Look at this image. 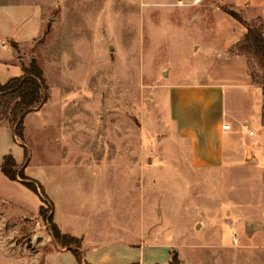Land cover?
<instances>
[{"label": "rangeland", "instance_id": "1", "mask_svg": "<svg viewBox=\"0 0 264 264\" xmlns=\"http://www.w3.org/2000/svg\"><path fill=\"white\" fill-rule=\"evenodd\" d=\"M6 2L41 7L40 28L36 13L28 20L21 14L30 33L20 36L18 50L0 43V60L14 57L11 64L21 67L35 57L49 98L26 117L18 144L11 125L0 122V160L24 157L25 147V172L59 171L62 181L49 189L58 218L90 242H137L145 229L146 243L180 246L182 264H213L206 250L192 247L209 243L219 224L197 208L207 211L216 199L217 211H225L228 193L211 183H224L226 173L192 164L167 121L163 86L192 82L224 59L220 49L240 34L225 8L246 19L256 9L238 0H0ZM250 128L262 134L256 122ZM12 183L0 171V264H63L64 249L37 211L40 198L21 180Z\"/></svg>", "mask_w": 264, "mask_h": 264}, {"label": "crops", "instance_id": "2", "mask_svg": "<svg viewBox=\"0 0 264 264\" xmlns=\"http://www.w3.org/2000/svg\"><path fill=\"white\" fill-rule=\"evenodd\" d=\"M238 3L240 7L256 9L249 19L239 13L245 21L250 23L261 18L264 23V0H238ZM40 11L38 2L34 5L32 2L27 5L24 2L0 3V43L3 48L11 50L8 45L17 43L19 46L25 42L20 36L29 35L30 27H23L24 22L19 20L21 14H27L28 20L36 13V26L40 28L43 24ZM238 29L239 36L220 49L224 59L209 71L192 82L163 86L167 94L164 106L175 138L186 147L192 164L197 169L226 173L224 183H211V190L228 193L224 195L227 201H223L225 211H217L219 201L216 199H209L207 211L204 206L197 208L201 215L205 216L207 212L209 222L212 220L219 224L216 233L209 243L193 242L192 248L197 253L206 250L213 257V264H264V90L253 81L247 57L233 53L235 46L247 34V29L239 22ZM36 39L31 37L30 41ZM0 62L5 63L3 72H0L2 84L23 75L22 66L11 64L14 57ZM253 122L260 125L261 135L250 128ZM224 125H230V129L224 130ZM7 155L10 154H5L0 164ZM14 158L18 165L23 166L25 155ZM28 169L25 174L44 187L54 204L49 189L62 181L60 172L35 174L29 173ZM12 184L21 185L18 182ZM4 201L13 203L7 199ZM40 206H37V211ZM16 207L21 215L24 214L23 205L16 204ZM55 208L54 204V221L61 232L83 240L81 251L87 264H170L173 252L178 253L176 249H180V246L176 248L159 242L146 243L145 229L137 242L118 239L90 242V237L76 234L72 226L62 222ZM224 212L225 216L221 217ZM58 254L63 264H79L67 249ZM178 255L182 264V252ZM198 257L196 254L197 260Z\"/></svg>", "mask_w": 264, "mask_h": 264}, {"label": "trees", "instance_id": "3", "mask_svg": "<svg viewBox=\"0 0 264 264\" xmlns=\"http://www.w3.org/2000/svg\"><path fill=\"white\" fill-rule=\"evenodd\" d=\"M225 12L238 21L247 29V34L235 46V51L240 55H245L252 59L262 71L260 79L251 73L253 81L264 90V23L261 18L252 22L245 21L242 16L234 10L225 8ZM12 47L18 50L17 43H12ZM23 75L10 79L5 84L0 82V122L7 121L12 128L16 140H25L26 117L35 110H39L48 102V86L44 77V72L38 61L33 57L28 66L22 65ZM24 147V145H22ZM24 149L25 161L29 159L27 148ZM26 168V167H25ZM3 175L10 181L22 184L37 195L42 204L39 214L48 224L49 231L55 241L62 249H67L76 258L79 264L84 262L82 249V239L63 234L54 221V204L51 203L50 211L45 209L46 202H50L44 187L36 180L25 174L24 167L17 164L12 155L4 157L0 166ZM170 264H181L178 253L173 252Z\"/></svg>", "mask_w": 264, "mask_h": 264}, {"label": "built area", "instance_id": "4", "mask_svg": "<svg viewBox=\"0 0 264 264\" xmlns=\"http://www.w3.org/2000/svg\"><path fill=\"white\" fill-rule=\"evenodd\" d=\"M224 130H229L230 129V125H224Z\"/></svg>", "mask_w": 264, "mask_h": 264}, {"label": "bare ground", "instance_id": "5", "mask_svg": "<svg viewBox=\"0 0 264 264\" xmlns=\"http://www.w3.org/2000/svg\"><path fill=\"white\" fill-rule=\"evenodd\" d=\"M198 2V0H196V3Z\"/></svg>", "mask_w": 264, "mask_h": 264}]
</instances>
